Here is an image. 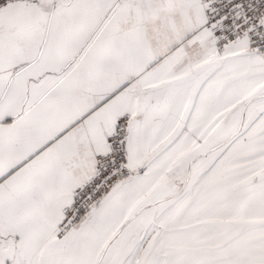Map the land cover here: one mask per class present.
Returning <instances> with one entry per match:
<instances>
[{"label":"snow or ice","instance_id":"1","mask_svg":"<svg viewBox=\"0 0 264 264\" xmlns=\"http://www.w3.org/2000/svg\"><path fill=\"white\" fill-rule=\"evenodd\" d=\"M0 264H264V0H0Z\"/></svg>","mask_w":264,"mask_h":264}]
</instances>
